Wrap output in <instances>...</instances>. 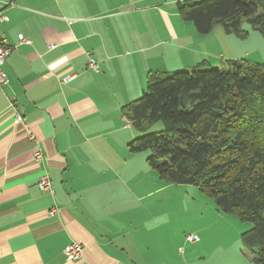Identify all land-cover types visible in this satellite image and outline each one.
<instances>
[{
    "label": "crops",
    "instance_id": "1",
    "mask_svg": "<svg viewBox=\"0 0 264 264\" xmlns=\"http://www.w3.org/2000/svg\"><path fill=\"white\" fill-rule=\"evenodd\" d=\"M184 1L0 0L11 49L0 87V264H255L226 233L207 244L208 228H195L189 243L184 228H169L170 210L201 211L205 197L163 182L146 153L127 148L139 133L121 108L141 97L148 74L195 67L205 47L190 42L220 33L183 21ZM43 173L52 194L37 187ZM73 242L78 261L64 255Z\"/></svg>",
    "mask_w": 264,
    "mask_h": 264
},
{
    "label": "trees",
    "instance_id": "2",
    "mask_svg": "<svg viewBox=\"0 0 264 264\" xmlns=\"http://www.w3.org/2000/svg\"><path fill=\"white\" fill-rule=\"evenodd\" d=\"M177 11L201 35L219 26L243 37L249 26L264 36V0H188ZM121 113L139 133L131 154L148 152L160 180L195 187L219 212L251 223L240 242L264 264V65L150 72L141 97ZM156 123L162 130L146 133Z\"/></svg>",
    "mask_w": 264,
    "mask_h": 264
},
{
    "label": "rangeland",
    "instance_id": "3",
    "mask_svg": "<svg viewBox=\"0 0 264 264\" xmlns=\"http://www.w3.org/2000/svg\"><path fill=\"white\" fill-rule=\"evenodd\" d=\"M215 28L219 30V35L211 33L207 38L203 37L207 35L201 36L204 38L202 42H190V46L196 50L200 45H204L205 48H202L203 51L197 56L198 62L202 63L203 68H224L226 67L227 62L232 60H242L264 65L263 35L252 30L249 26L243 28L244 32L247 33L246 36L243 37L226 35L222 32L219 26H215ZM193 65H195V63ZM191 69H177L172 70L169 73L190 71ZM160 130H162V124L156 123L150 126L146 133H154ZM145 153L146 154H143V156L147 158L149 153ZM189 193L190 191L187 190L184 195H189ZM202 203L203 205L200 204L202 206L201 211L196 210L193 212V205H189L188 207L186 202L182 204L183 208L170 210L171 215L168 219V227L173 229L184 228V236L187 235L186 233H188V231H196L200 235L199 230H196L195 228L206 227L210 233L207 244L211 243L212 237L218 236L219 233H226L228 234V237H232L233 241L241 244L240 235L251 228V223L241 222L233 214L219 212L213 200L209 198L206 199L205 197V200H203ZM173 243L174 241L168 244L172 247ZM172 249L176 250V247L168 248L167 251L170 260H173L174 253L176 254L177 252L175 250L173 252Z\"/></svg>",
    "mask_w": 264,
    "mask_h": 264
},
{
    "label": "built area",
    "instance_id": "4",
    "mask_svg": "<svg viewBox=\"0 0 264 264\" xmlns=\"http://www.w3.org/2000/svg\"><path fill=\"white\" fill-rule=\"evenodd\" d=\"M7 21L8 19L0 12V23ZM18 39L20 44H25V45L31 44L30 40L24 39L21 36H19ZM10 51L11 49L6 45L5 41L0 37V87H3L8 83V78L3 71V66L6 62L7 57L10 54ZM88 67L93 70L96 69V66L92 61H89ZM20 120L21 118L18 117L16 119V122H19ZM33 158L35 162L41 163L43 160V155L41 151L35 150V152L33 153ZM37 187L42 192H46L50 194L53 193L51 187V180L46 173L41 174V176L39 177L37 182ZM54 211L56 212V209H54ZM52 212L51 214H53ZM185 240L189 243H196L199 241V237L197 234L191 233L185 236ZM63 251H64V255L71 261H78L82 258L83 248L79 243H75V242L70 243L68 246H66V248Z\"/></svg>",
    "mask_w": 264,
    "mask_h": 264
}]
</instances>
